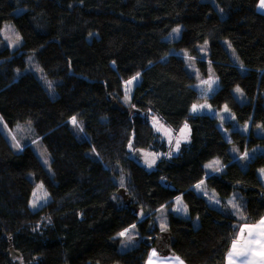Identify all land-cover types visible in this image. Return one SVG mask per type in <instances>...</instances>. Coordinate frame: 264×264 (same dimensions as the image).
<instances>
[{
  "label": "trees",
  "instance_id": "trees-1",
  "mask_svg": "<svg viewBox=\"0 0 264 264\" xmlns=\"http://www.w3.org/2000/svg\"><path fill=\"white\" fill-rule=\"evenodd\" d=\"M259 2L0 0V30L12 22L21 38L20 47L11 50L0 32V120L11 128L30 125L51 155L47 169L32 146L17 150L0 127V264H146L157 244L148 239L158 237L164 253L187 264L226 263L239 228L264 217V182L258 175L264 150L245 168L230 151L231 144L241 153L264 148V136L253 133L264 127ZM177 26L180 38L166 40ZM205 43L208 60L198 49ZM183 53L203 76L211 65L219 86L209 102L250 123L249 135L229 127L228 140L216 117L192 113L204 97ZM34 67L51 79L52 95ZM137 74L141 81L129 106L125 82ZM236 87L245 103L235 97ZM152 112L176 129L188 122L192 142L149 171L130 157L128 143L133 137L136 147L167 151L150 123ZM214 158L223 169L208 175L205 164ZM201 182L217 193L220 207L196 191ZM38 183L50 201L33 210ZM178 197L191 218L168 212L164 233L156 213ZM231 197L241 215L227 201ZM130 228L137 239L121 251L127 238L119 234Z\"/></svg>",
  "mask_w": 264,
  "mask_h": 264
},
{
  "label": "rangeland",
  "instance_id": "rangeland-1",
  "mask_svg": "<svg viewBox=\"0 0 264 264\" xmlns=\"http://www.w3.org/2000/svg\"><path fill=\"white\" fill-rule=\"evenodd\" d=\"M175 29H179V31L176 32V31H174ZM175 29L168 36L165 37L166 40H175V39L180 38L182 27L177 26ZM0 32H1L2 37L6 40L8 46L11 48V50H17L20 47L21 38H20V35H19L17 29L15 28V26L12 22H5L4 25L2 26ZM17 37H19V39H17ZM223 43L225 44L230 55L233 58L237 59L236 52L234 51L231 44L226 40H224ZM198 49L200 52L201 59H207L208 60V57L210 54V52H209L210 49H209L208 43L199 45ZM183 54H184V57L187 58L191 70L194 72V74L197 77V86L196 87H197L199 93L204 97V99H202L200 102L195 103L194 105H197L198 108L200 105H206V107L199 108V110L196 112H193L191 110L192 113H194V114H208L210 116L216 117L218 119L220 128L223 130V132H224V134L228 140H231L230 134H229V132H230L229 127L231 130L239 131L243 134L249 135L251 128H252L250 123L238 122L235 114L228 107H227L228 111L224 110L225 106H223L221 109H217L213 105H211V103L209 102L208 98L212 95V93L219 86L218 76H217L216 72L213 70V68L211 67V65L209 63H207V66L210 67L208 70V75L203 76L200 73V71L198 70V67H197L194 59H190L189 56L185 53H183ZM34 70H35L36 74L38 75V77L41 78V80L47 85L46 87H48L50 89L49 92L52 95L53 94V87L51 86V79L48 78L47 76L42 75V72L40 71L39 68L34 67ZM209 79H212L213 81H215V83L212 86L211 91L208 90L207 85H201V81L209 80ZM140 81H141V76H138V78L133 81V83L128 87L127 90H126V86H125V88H124V90H125L124 100L127 104H129L133 89L135 88V86ZM48 85H50V86H48ZM237 88H239V87H236L233 89V93H234L235 97L237 98V100L240 103H245L247 101L246 96L244 95V93L242 92V90L240 88L239 89L241 91L237 92L236 91ZM129 106H130V104H129ZM192 108H193V106H192ZM148 117H149L150 123H151L152 127L154 128V130L166 142L167 147H168L167 151H155L152 149L136 147L134 145V138L133 137L131 138V140L128 143V151H129L130 157L132 159H134L137 163H139L140 165L145 167L147 170L152 171L156 168L158 162L161 159H163V158L168 159V158H172L174 156L179 155L182 151V148L185 145H189L192 142V138H191V126L188 122H185L179 129H176V128H173L172 126L168 125L166 122H164V120L160 117V115H158L156 113L152 112L148 115ZM154 118H155V120L159 121L158 124H154ZM185 125H187L186 129H185ZM0 127L4 131L6 137L8 138L9 142L13 145V147H15L17 150H23L26 147V145L32 146L33 149L35 150L36 154L39 156L42 164L47 169L51 168V166H50L51 155L49 154V152L46 151V149L44 148L40 139L35 138L33 128L30 125L19 124V125L14 126L13 128H11L1 119L0 120ZM182 129L184 130L183 132H181ZM253 133L255 135H258V136H264V127L261 125L254 127ZM177 140L180 141L178 149L176 148V141ZM130 144H131V147H129ZM17 145H18V147H17ZM259 148L264 150L263 147H255L253 149L254 152L252 155H256L258 153L257 150H259ZM230 151H231L232 155H234V156H237V154H241L240 148L236 144H231ZM250 155H251V153H250ZM153 157H155V163L152 164L151 167H149L146 160L150 161ZM216 161H218L219 163L215 164L214 162H216ZM210 164H212L213 167H207V165H210ZM220 164H222L221 160L219 158H214L205 164V169H206L207 173L209 174V173H211V171L213 169L217 168L218 165H220ZM240 164L245 168L246 164H245L244 159L241 160ZM39 185H43V184L38 183L33 190V193L36 192L37 196L39 197V199L36 201L35 207H33V200H34L33 194H32V198H31L30 206L33 210H37V209L41 208L43 205H45L46 203H48L50 201L49 193L47 192V190L44 186H43L42 190H39V191L37 190ZM114 191H116V190H114ZM114 191H110L108 193H111ZM197 191H198V193L204 195L208 199L209 203H211V201H216L215 198L217 196L216 195L217 193L215 191H213V189L208 188L207 185H201ZM101 195L96 197L97 201H101L104 198V196L106 195V193H105V195L104 194H101ZM229 199H230L229 204L231 206L233 204L238 205L235 197H231ZM180 201H181L180 204H177V202H176L173 206L163 207L156 213L155 223L160 228V230L162 232L165 233L168 231V212H173V213L180 215L182 217H185V218H191L190 212L186 208L181 197H180ZM178 208L180 209L179 211H177ZM235 209L237 210L236 212L241 215L240 206L238 208H235ZM194 222L196 225H198V219L197 218H194ZM161 225H164V230H162ZM137 235H138L137 230H135L134 228H130L127 231L126 235L122 236L123 238H127V239H125L123 241V243L121 245V251H125L127 248H129L130 245H133L132 243L137 239Z\"/></svg>",
  "mask_w": 264,
  "mask_h": 264
},
{
  "label": "snow or ice",
  "instance_id": "snow-or-ice-1",
  "mask_svg": "<svg viewBox=\"0 0 264 264\" xmlns=\"http://www.w3.org/2000/svg\"><path fill=\"white\" fill-rule=\"evenodd\" d=\"M258 9H264V0H260V3L258 5ZM174 31L178 32L179 29H175ZM19 39V37H17ZM138 75L133 77L131 80H128L125 82L126 90L128 87L133 83L134 80L138 78ZM215 83L212 79L209 80H203L201 81V85H207L208 90H212V86ZM237 92H240L241 90L239 88L236 89ZM206 107V105H200L199 108ZM197 105H193L192 111L196 112L199 110ZM225 111H228L227 106H225ZM72 124L75 126H78V122L75 117L72 118ZM159 121L155 120L154 118V124H158ZM187 128V125H185V129ZM159 130V129H158ZM184 130L182 129L181 132ZM180 141H176V148H179ZM18 147V145H17ZM131 147V144L129 145ZM245 157L248 155L247 153L244 154ZM149 167L152 166V164L155 163V157H153L150 161L146 160ZM215 164H218L219 162H214ZM207 167H213L212 164L207 165ZM216 171H219V168L217 167L215 169ZM262 173H264V169L261 170ZM203 183V182H201ZM200 184H198L196 187L200 188ZM43 189V185L38 186V191ZM34 200H33V207L36 206V201L39 199L37 196V193H33ZM180 198H177V204H180ZM233 208H238L239 206L236 204L232 205ZM180 209L178 208L177 211ZM134 227V226H133ZM162 230H164V225H161ZM128 230H125V232H121L120 236H125ZM176 261H178V264H183V261H180L178 257L173 258ZM159 260L158 254L155 250L152 251V253L149 255L148 264H157ZM162 264V262H161ZM226 264H264V218H261L256 224L248 225L245 223L243 227H240L238 230L237 236L232 240L230 248L226 254Z\"/></svg>",
  "mask_w": 264,
  "mask_h": 264
},
{
  "label": "crops",
  "instance_id": "crops-1",
  "mask_svg": "<svg viewBox=\"0 0 264 264\" xmlns=\"http://www.w3.org/2000/svg\"><path fill=\"white\" fill-rule=\"evenodd\" d=\"M260 3V2H259ZM259 11L260 12H262V13H264V9H259ZM258 152H262L263 150L261 149V148H259V150H257ZM253 152H254V150L252 149V150H245L243 153H241V154H237V156H235V160H237V161H240L241 162V160H245V164L247 165L248 164V162L250 161V159L252 158V157H254L255 155H252L253 154ZM245 153H247L248 155L245 157ZM250 153H251V155H250ZM218 168H219V171H221L222 169H223V164H220V165H218ZM216 169V168H215ZM215 169H213L212 171H211V173H209L208 175H213V174H215V173H218L219 171H216ZM262 169H264V168H261V169H259L258 170V175H259V177L261 178V180L264 182V173H262L261 172V170ZM200 185H206V183L205 182H203V183H199ZM198 185V184H197ZM196 185V186H197ZM195 186V189H196V191L198 190V188ZM214 191V190H213ZM198 192V191H197ZM200 194V193H199ZM200 195H202V194H200ZM214 195V194H213ZM217 195V194H216ZM202 196H204V195H202ZM205 197V196H204ZM180 198V197H179ZM206 198V197H205ZM207 199V198H206ZM216 201H211V205H213V206H215V207H220L221 206V203H222V200L219 198V196L217 195L216 196ZM208 200V199H207ZM227 201H230V199L229 200H227ZM177 202V198L175 199V201H174V203H173V205L175 204ZM209 202V201H208ZM264 218V217H263ZM254 224H256V223H254ZM245 225V224H244ZM243 225V226H244ZM248 225H252V224H248ZM242 226V227H243ZM152 240L153 239H148V241H149V243H151L152 242ZM131 246V245H130ZM153 250H155L156 252H157V254H158V257H159V260H158V262H157V264H161V262H162V264H178V261H176L175 259H173V258H175V257H178V256H176V255H174V254H172V253H164L161 249L159 250L158 248H156V247H153L151 250H150V252H149V255L152 253V251ZM149 255H148V258H147V261H146V264H148V259H149ZM179 258V260L180 261H183V264H187L183 259H181L180 257H178ZM226 264V263H225Z\"/></svg>",
  "mask_w": 264,
  "mask_h": 264
},
{
  "label": "water",
  "instance_id": "water-1",
  "mask_svg": "<svg viewBox=\"0 0 264 264\" xmlns=\"http://www.w3.org/2000/svg\"><path fill=\"white\" fill-rule=\"evenodd\" d=\"M161 237H158L156 239H153L151 243H154V241H157L156 248L160 250V247H158V242L160 241Z\"/></svg>",
  "mask_w": 264,
  "mask_h": 264
}]
</instances>
